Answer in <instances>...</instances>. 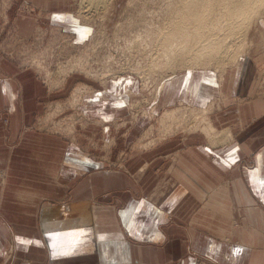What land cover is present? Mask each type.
I'll list each match as a JSON object with an SVG mask.
<instances>
[{
    "label": "crops",
    "instance_id": "0c3cea01",
    "mask_svg": "<svg viewBox=\"0 0 264 264\" xmlns=\"http://www.w3.org/2000/svg\"><path fill=\"white\" fill-rule=\"evenodd\" d=\"M28 1L56 20L69 17L57 10L72 3ZM13 20L16 34L29 37L36 19ZM263 22L247 53L221 74L171 69L157 98L160 108L179 101L206 108L220 94L216 120L231 139L211 144L186 133L128 159L113 142H127L135 129L112 127L135 89L128 78L109 79L100 95L85 98V115L108 142L92 154L82 146L90 129L76 142L24 129L40 118L45 86L32 68L0 53V264H264V97L255 94ZM171 150L167 169H159ZM112 159L121 162L110 166Z\"/></svg>",
    "mask_w": 264,
    "mask_h": 264
},
{
    "label": "rangeland",
    "instance_id": "374dc122",
    "mask_svg": "<svg viewBox=\"0 0 264 264\" xmlns=\"http://www.w3.org/2000/svg\"><path fill=\"white\" fill-rule=\"evenodd\" d=\"M69 1L72 2L70 6L57 10L68 11L66 13L69 17L64 19L57 15L56 20L53 10L38 7L28 0H0V53L21 67L32 68L35 76L43 83L46 90L44 96L46 101L41 109L40 118H35L24 129H40L47 133L57 134L70 142H76L77 133L87 128L92 130L93 134H91L92 136L86 135V142L82 144L84 149L91 153H94L95 149H104L105 143L108 142L102 139L101 124H97L93 128L91 120L85 115V98L94 92L100 95L109 79L117 81L120 77H126L132 82L135 89L131 93H129L130 91L127 93L129 99L125 102V115L115 118L114 125L112 124L115 129H135L134 134L127 138V142L123 143L121 139L120 142L117 139L113 142L120 148L117 150L121 151L122 158H131L136 151L160 146L171 138L180 140L186 133L189 135L199 134L203 140L213 144L203 126L208 127L205 120L210 115L208 119L214 127L217 129L224 127L220 126L216 120V112L221 106L220 94L205 105L206 108L208 107L209 113L208 115L205 113L203 116L198 111H189L190 107H196L194 104L190 105L182 101L160 108L157 105L158 96L155 101L151 100L152 92L159 81L164 83L176 73L170 72L171 69L179 70L190 66L216 70L217 68L225 69L234 64L240 56L247 53L251 43L250 37L258 31L257 21L260 18L264 19V14L261 17L258 16L255 23L250 20L243 26L241 24L234 26L236 31L231 30V34H235L234 37L230 42L227 41L229 45L226 49L221 50V54L216 55L217 58L214 56L215 58L207 61L203 56L204 58L200 59L205 63L200 65L192 63L194 59L188 65L179 63L180 60L173 64L168 62L161 64L164 60L162 56L166 55L164 52L159 54L162 47L161 41L154 37H147L148 31L142 29L146 27L145 29L152 30L155 26H166L165 24L170 26L172 22H176V17L173 18V13L169 11V5L175 0H106L104 3L94 0L97 2L96 5L87 3L89 0ZM216 8L215 12L218 14L224 10L217 3ZM19 14L36 19L30 36L22 38L27 39V42L34 41L27 48L28 51L25 54H23L25 51L18 52L16 49L11 55L5 54L8 49L6 46H11V38H21L16 34V24L13 23L15 15ZM195 27L199 36L194 39V42L203 37V35L200 36L202 32L200 23L195 22ZM183 30L185 31V27ZM137 36L140 38V42L142 40L141 44L138 42ZM138 43L141 46L149 44L147 45L149 47L146 46L145 50L144 46L141 48ZM176 46L175 44L171 47L167 44V53L174 54V51L171 50ZM237 47L241 54L234 63H231L230 60L235 55ZM139 48L143 50L139 51ZM150 50L153 51L150 52ZM158 51L159 53H157ZM149 52L150 55L147 54ZM178 52L175 51V55H179ZM180 53L188 55L191 52L180 51ZM231 54L232 58L229 60ZM147 55L150 57L155 55L151 60L155 65V67H151L152 69ZM217 72L219 73V71ZM115 91L118 95L117 90ZM255 94L264 97V62L260 68ZM171 108L173 109L172 114L162 115L165 109ZM192 113H195V116ZM134 125L135 127H133ZM207 129L212 134L213 130ZM146 141L149 142L148 145H143ZM172 153L171 150L162 154L165 160L158 166L159 169L164 171L167 169L169 160L173 158ZM120 162L112 159L110 166H117ZM143 169L147 170L148 168ZM240 217L241 211L239 207H235L232 223L238 224ZM196 264L214 263L197 258Z\"/></svg>",
    "mask_w": 264,
    "mask_h": 264
},
{
    "label": "bare ground",
    "instance_id": "6f19581e",
    "mask_svg": "<svg viewBox=\"0 0 264 264\" xmlns=\"http://www.w3.org/2000/svg\"><path fill=\"white\" fill-rule=\"evenodd\" d=\"M100 1L104 3V1L106 0H100ZM87 3L96 5L97 2H95L94 0H89ZM216 3L218 6L220 5L221 7L224 8L223 11H221L220 10L221 8H219V10L221 11L219 14L215 12V9H217ZM169 6H170L169 11L173 13V18L176 17L175 18L177 20L176 22L175 21L174 23L172 22L170 26H167V24H165L166 26L161 25L162 27L155 26L154 29L152 30H149V29L147 30L145 29L146 27L142 29L143 27L140 26L142 27L141 28L142 30L148 31L147 37H151V38L154 37L155 39L161 41L162 47L159 46L161 47V50H160L161 53H159V51L157 53L163 54L162 52H164V54H166L165 56H162L164 60L161 62V64H164L167 62L169 64H173L179 60H180L179 63L191 64V60L194 59L192 63L200 65L204 62L202 59H200V58H204L203 56H205L204 60L208 61V59H212L214 56L216 57V55L218 56L219 54H221L220 52L222 49L227 48V46L229 45L228 42H230L232 37H234L235 35V34H231V30L236 31V28L234 26H238L240 24L243 26L250 20H252V22L255 23L256 20L264 14L263 13L264 0H186V1H183V0L176 1L175 0ZM195 22L200 23V26L202 27V32L200 33V36L203 35V37L200 40L198 39L194 42V39L199 36L198 32L196 33ZM257 22H259V20ZM183 27H185V31L183 30ZM141 34L143 33L141 32ZM139 40L140 38L138 39V42H140ZM140 44L138 43V46H141ZM167 44L171 45V47L175 44L177 45L171 50V51H174V54H170L171 52L167 53L168 51V49L166 48ZM147 45L149 44H145V46L143 45L144 47L141 46V48L143 47L145 49ZM203 48L204 50H202ZM238 49L239 47L235 48L236 53L233 56V58L231 54L229 58V60L232 58L230 60L231 63H233L238 58V56L241 54L238 51ZM142 50H140L139 48V51H142ZM152 51L153 50H150V52ZM175 51L176 52L179 51L178 52L179 55H175ZM180 51H185L187 53H189L190 51L191 53H189L188 55H183L182 53H180ZM150 52L147 54L150 55ZM194 52L196 53L194 54ZM148 57L150 59V68L152 66L155 67V65H153L151 61L155 57V55H151V57L150 56ZM216 70L219 71L220 74L222 73V71H224L223 68L222 69L217 68ZM152 86H155V85H152ZM162 86H163V81H159L157 85L155 86L154 92H152L153 97L151 98V100L155 101ZM189 111L190 112L198 111L199 113H201L200 115L204 116V114L207 113L209 109L190 107ZM172 112H173L172 108L165 109L162 115L165 116L170 113L172 114ZM205 122L207 123L208 127L203 126L204 130L207 132V136L213 144L214 143L216 144V142H219V143L226 142V140L231 139L232 133L228 126L223 127L221 129H217L216 127L213 126L211 122H209L208 117H206ZM207 128H209L210 131L213 130L212 134L209 133ZM148 143L149 142L146 141L143 143V145H148Z\"/></svg>",
    "mask_w": 264,
    "mask_h": 264
},
{
    "label": "built area",
    "instance_id": "2783aa9c",
    "mask_svg": "<svg viewBox=\"0 0 264 264\" xmlns=\"http://www.w3.org/2000/svg\"><path fill=\"white\" fill-rule=\"evenodd\" d=\"M33 9V8H32ZM36 39H38L37 37H36ZM34 41V40H33ZM33 41H31V42H27V39H21V38H19V37H12L11 38V40H10V42H11V46H6L8 49H7V51L5 52V54H9V55H11V54H13L14 53V51H16V50H18V52H23V51H25L23 54H25L27 51H28V47L30 46V45H32V43H33ZM14 46H15V48H14ZM19 46V47H18ZM16 49V50H15Z\"/></svg>",
    "mask_w": 264,
    "mask_h": 264
},
{
    "label": "snow or ice",
    "instance_id": "6c2138e0",
    "mask_svg": "<svg viewBox=\"0 0 264 264\" xmlns=\"http://www.w3.org/2000/svg\"><path fill=\"white\" fill-rule=\"evenodd\" d=\"M261 185L264 186V180L261 181Z\"/></svg>",
    "mask_w": 264,
    "mask_h": 264
}]
</instances>
